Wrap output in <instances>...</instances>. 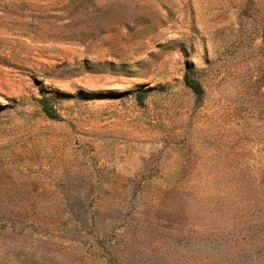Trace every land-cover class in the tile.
Returning a JSON list of instances; mask_svg holds the SVG:
<instances>
[{
    "label": "rangeland",
    "instance_id": "obj_1",
    "mask_svg": "<svg viewBox=\"0 0 264 264\" xmlns=\"http://www.w3.org/2000/svg\"><path fill=\"white\" fill-rule=\"evenodd\" d=\"M0 264H264V0H0Z\"/></svg>",
    "mask_w": 264,
    "mask_h": 264
},
{
    "label": "trees",
    "instance_id": "obj_2",
    "mask_svg": "<svg viewBox=\"0 0 264 264\" xmlns=\"http://www.w3.org/2000/svg\"><path fill=\"white\" fill-rule=\"evenodd\" d=\"M185 84L191 88L197 95L203 94V88L201 83L197 80L191 77L189 73H185ZM140 96V93H139ZM43 110L47 114L48 117L51 119H57L59 117L56 109L48 104V98H43L41 100Z\"/></svg>",
    "mask_w": 264,
    "mask_h": 264
}]
</instances>
